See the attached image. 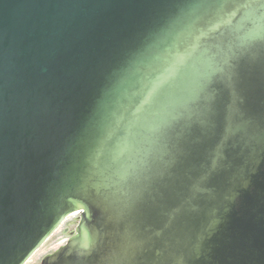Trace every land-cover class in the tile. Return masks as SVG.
<instances>
[{"label":"water","instance_id":"1","mask_svg":"<svg viewBox=\"0 0 264 264\" xmlns=\"http://www.w3.org/2000/svg\"><path fill=\"white\" fill-rule=\"evenodd\" d=\"M246 11L0 0V264L74 213L42 264H264V45Z\"/></svg>","mask_w":264,"mask_h":264},{"label":"snow or ice","instance_id":"2","mask_svg":"<svg viewBox=\"0 0 264 264\" xmlns=\"http://www.w3.org/2000/svg\"><path fill=\"white\" fill-rule=\"evenodd\" d=\"M239 2L240 6L247 10L244 19L254 25L253 30L247 34L246 39L264 45V0H239ZM227 63L228 61L226 60L225 64ZM178 71L179 69L175 64L165 69V72L151 84L148 96L145 98V103H148L155 93L163 89L168 83L169 78ZM217 71H222V69H214L211 67L208 69L205 75V83L201 85V89L210 83L211 78Z\"/></svg>","mask_w":264,"mask_h":264},{"label":"rangeland","instance_id":"3","mask_svg":"<svg viewBox=\"0 0 264 264\" xmlns=\"http://www.w3.org/2000/svg\"><path fill=\"white\" fill-rule=\"evenodd\" d=\"M78 223V213L69 216L60 228L34 253L26 264H42V260L45 256L53 253L59 247L66 244L72 234L75 233Z\"/></svg>","mask_w":264,"mask_h":264}]
</instances>
